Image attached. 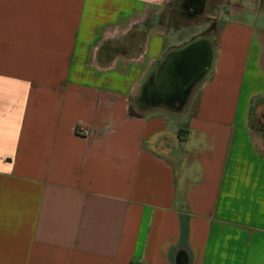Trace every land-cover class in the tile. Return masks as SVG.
<instances>
[{"label": "crops", "instance_id": "crops-1", "mask_svg": "<svg viewBox=\"0 0 264 264\" xmlns=\"http://www.w3.org/2000/svg\"><path fill=\"white\" fill-rule=\"evenodd\" d=\"M172 1L0 0V264H264L263 2L142 111Z\"/></svg>", "mask_w": 264, "mask_h": 264}, {"label": "rangeland", "instance_id": "rangeland-1", "mask_svg": "<svg viewBox=\"0 0 264 264\" xmlns=\"http://www.w3.org/2000/svg\"><path fill=\"white\" fill-rule=\"evenodd\" d=\"M188 1L189 0H173L169 5V24L171 25V32L168 33L170 43L168 41L167 53L181 51L189 44L202 40V38L207 35L211 44L213 41V34L215 33L216 21L218 20V12H216L215 9L220 5H223L224 8L227 7V9H231L233 5H240L244 7L245 12H248L250 15H258L256 17H259V7L255 2L258 1V4H260L261 0H196V5L200 4L202 7L203 12H201V10V13L193 12L190 6L188 10ZM262 2L264 5V0H262ZM211 70L212 68L209 69L205 77L209 76ZM170 83L171 81L168 78H164L161 84L157 86L158 90L155 88L151 92H148L145 95L147 105L166 106L162 105V101L174 94V92L168 89V86L171 85ZM198 85L199 83L193 88H190L188 90L190 92L186 96L185 101L189 103L186 111L189 113L194 111L198 102ZM134 105L137 106L136 99L134 100Z\"/></svg>", "mask_w": 264, "mask_h": 264}, {"label": "water", "instance_id": "water-1", "mask_svg": "<svg viewBox=\"0 0 264 264\" xmlns=\"http://www.w3.org/2000/svg\"><path fill=\"white\" fill-rule=\"evenodd\" d=\"M211 61V49L202 42H196L176 53L172 70L182 86L188 90L204 77Z\"/></svg>", "mask_w": 264, "mask_h": 264}, {"label": "trees", "instance_id": "trees-1", "mask_svg": "<svg viewBox=\"0 0 264 264\" xmlns=\"http://www.w3.org/2000/svg\"><path fill=\"white\" fill-rule=\"evenodd\" d=\"M199 41H201L202 43L206 44L211 49L212 61H211V65L209 67V69H210L213 66L214 56H215V49H216V43H215V40H214V34H213V41H212L211 44L209 42L208 35L207 36H204L202 38V40H199ZM194 43H196V42H193L191 44H194ZM191 44H189V45H191ZM178 52H176V53H178ZM176 53H174V52L167 53L165 51L162 59L157 63V66L155 68V71H153L151 74H149V76L147 77V79L143 83V86H142V89H141V93L138 96V98L136 99V104L140 108V110L144 111L145 108L147 107V103H146V100H145V98H146L145 95L148 92H151L152 90H154L155 87L158 86L159 84H161V82L164 80L165 75H167L166 73L163 74L164 66L167 63H170L172 61V59L174 58V56L176 55ZM208 71H207V73H208ZM167 78L171 81V85H173V87H174V85L178 84L176 78L172 74H169ZM198 98H199V95H198ZM175 110L176 109H174V108L172 109V111H175ZM131 114H134V111L133 110H131Z\"/></svg>", "mask_w": 264, "mask_h": 264}, {"label": "flooded vegetation", "instance_id": "flooded-vegetation-1", "mask_svg": "<svg viewBox=\"0 0 264 264\" xmlns=\"http://www.w3.org/2000/svg\"><path fill=\"white\" fill-rule=\"evenodd\" d=\"M196 4H197L196 0H189L187 3V9L189 10V6H190V7H192L193 12H197V13L200 12L202 10V7L200 4L199 5H196ZM172 63H173V59L170 63H167L164 66L163 74H165V73L167 74V75H165L164 78H167L169 74H172L176 78L178 84L174 85V87H173V85L168 86L169 91L174 92V94L171 97L166 98L164 101H162L163 102L162 105H166L168 107L176 109L179 105H182L186 102L185 101L186 96L189 94L190 91H188L189 89L187 90L186 87H183L181 82L179 81V79L174 75L173 70H172ZM208 70H209V68L206 69L205 75H206ZM155 88H156V90H158L157 86Z\"/></svg>", "mask_w": 264, "mask_h": 264}]
</instances>
